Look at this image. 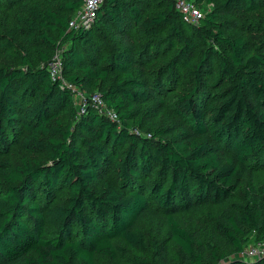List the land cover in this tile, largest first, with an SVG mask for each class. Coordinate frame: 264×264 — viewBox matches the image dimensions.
Returning a JSON list of instances; mask_svg holds the SVG:
<instances>
[{
	"label": "trees",
	"instance_id": "trees-1",
	"mask_svg": "<svg viewBox=\"0 0 264 264\" xmlns=\"http://www.w3.org/2000/svg\"><path fill=\"white\" fill-rule=\"evenodd\" d=\"M192 1L217 2L191 24L174 0L148 14L146 0H104L91 26L70 28L82 0H9L15 10L10 23L0 19V36L20 63L0 66V154L12 144L27 154L18 162L0 159V264H95L97 255L126 257L115 238L146 252L137 220L153 204L167 215L169 234L183 252L179 264H216L222 256L214 247L213 259L205 261L196 237L175 215L228 202L248 170L264 165V50L250 52L249 41L227 31L223 17L259 11L264 0ZM241 16L249 24L264 22V16ZM134 28L143 38L138 46L123 37ZM57 38L70 42L65 77L50 70L61 48ZM175 42L173 55L148 77L141 65L151 47ZM215 60L225 85L202 101L203 74ZM183 74L195 85L175 101L181 122L154 127L149 136L133 131L153 114L154 105L141 104L162 102ZM85 84L97 88L105 110L91 100L76 110L74 87ZM65 114L71 116L66 126ZM107 168L117 186H96ZM63 188L65 198L53 202ZM214 230L235 253L264 240V184L249 181L241 201L214 218ZM131 260L154 264L139 256Z\"/></svg>",
	"mask_w": 264,
	"mask_h": 264
},
{
	"label": "rangeland",
	"instance_id": "rangeland-1",
	"mask_svg": "<svg viewBox=\"0 0 264 264\" xmlns=\"http://www.w3.org/2000/svg\"><path fill=\"white\" fill-rule=\"evenodd\" d=\"M164 0H146L144 5V13H152L156 9H159ZM217 1L211 4H206L205 2H200L202 9L205 13L211 10L215 6ZM15 7L9 0H0V19L4 18L8 23L12 21ZM77 14V13H76ZM73 15V17L76 16ZM223 17L229 19L227 23V31H231L235 35H240L249 41L250 52L257 49L264 50V22L255 20L253 24H249V21H244L241 15L246 17L258 18L259 16H264V6L259 11L252 13L243 14H223ZM164 34V32H160ZM105 34H107L105 30ZM125 40L131 41L138 46V43L142 41L141 34L137 33L136 28L132 30L131 35L123 36ZM3 38L0 36V66H17L20 63V58L15 51L7 50L2 47ZM58 43H61V48L53 54L58 55L57 57L62 61V71L60 72V77H65L63 72L64 66V54L67 48L70 46V42H62L57 38ZM26 47L29 46L26 44ZM178 47V43L165 45L163 47H151V53L143 61L141 65L148 74V77H153L156 75L155 70L161 69L166 61L173 55L175 49ZM35 57V53L30 49ZM199 52L196 50L193 54L194 58H198ZM178 69L183 72L184 68L181 64L177 65ZM182 75V74H180ZM202 85L200 86V95H202V101H206L209 97L213 96L218 92L224 85L225 81L221 80L217 73L216 60L210 62L208 68L205 69L203 74ZM177 80L174 81L171 90H166L162 94V102H149L142 103L141 107H148L154 105L153 114L151 116H144L142 122L139 123L138 127L132 128L137 134L150 135V129L157 127L161 124H175L181 122L180 118L176 115L174 111L175 101L178 99L179 95L188 91L195 85V81L191 76L183 74V78L178 76ZM100 95L97 88L93 85L85 84L83 86L74 87V107L76 110L82 111L81 102L93 95ZM92 102L95 106L96 104ZM103 110L106 109L105 104L103 105ZM116 119V117H111ZM63 123L66 126L70 120L71 116L65 114L62 117ZM138 117H135L132 121L137 122ZM27 154L23 149H21L17 144H12L7 152L0 154V159H8L11 162H18L23 155ZM30 155H34L29 153ZM222 155L227 157L230 155L229 151H222ZM109 182L112 186H117V181L115 173L111 168H107L103 171L101 179L96 182V186L102 187L105 182ZM251 181L255 185L264 184V165L259 167H251L245 174L244 180L238 190L231 196L230 200L223 204L217 205H203L196 209H190L188 211L177 213L175 216L180 221V223L194 236L196 237L199 245L198 250L202 253L205 261H210L213 259L212 249L215 247L217 249V254L222 255L216 264H231L235 260L242 261L244 264H264V257L262 258H251L245 252L248 250L254 242H249L245 245L243 252L235 253L232 248L215 232L214 230V218L226 207L229 206L233 201H241L242 195L245 191L247 183ZM67 195L66 189L63 188L59 190L53 202H60ZM137 224L143 229L147 242L146 252H137L132 250L127 246L124 241L120 238H115V243L121 245L125 248L126 257L118 256L114 260L108 259L104 255H97L95 258V264H133L131 260L134 256H139L142 259H149L153 261L154 264H179L180 259L183 258V252L174 243L172 237L169 234V224L167 220L166 213L158 206L154 204L151 208L142 214L138 220ZM158 244L155 245V244ZM3 264H18L14 263H3Z\"/></svg>",
	"mask_w": 264,
	"mask_h": 264
},
{
	"label": "built area",
	"instance_id": "built-area-1",
	"mask_svg": "<svg viewBox=\"0 0 264 264\" xmlns=\"http://www.w3.org/2000/svg\"><path fill=\"white\" fill-rule=\"evenodd\" d=\"M83 4L78 10L75 17L69 21L70 28L89 27L94 23L99 7L104 0H82ZM176 9L181 13L183 19L191 24H198L205 16V12L201 6L196 4L192 0H174ZM54 55L50 63V70L53 77L59 76L62 71V61ZM60 77V76H59ZM88 100L93 101L96 106L102 109L104 103L102 102L100 95H93L87 97L81 102L82 109H84ZM106 114L110 117H115V113L112 110H106ZM251 258L264 257V240L254 242L251 247L245 252Z\"/></svg>",
	"mask_w": 264,
	"mask_h": 264
}]
</instances>
